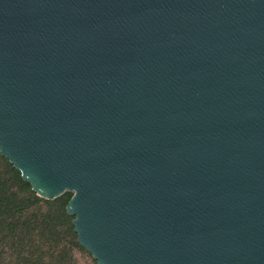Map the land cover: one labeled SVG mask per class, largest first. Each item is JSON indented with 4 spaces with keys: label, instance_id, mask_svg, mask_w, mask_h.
I'll use <instances>...</instances> for the list:
<instances>
[{
    "label": "water",
    "instance_id": "obj_1",
    "mask_svg": "<svg viewBox=\"0 0 264 264\" xmlns=\"http://www.w3.org/2000/svg\"><path fill=\"white\" fill-rule=\"evenodd\" d=\"M0 156L96 264H264V0H0Z\"/></svg>",
    "mask_w": 264,
    "mask_h": 264
},
{
    "label": "trees",
    "instance_id": "obj_2",
    "mask_svg": "<svg viewBox=\"0 0 264 264\" xmlns=\"http://www.w3.org/2000/svg\"><path fill=\"white\" fill-rule=\"evenodd\" d=\"M69 196L38 198L0 156V264H96L64 211Z\"/></svg>",
    "mask_w": 264,
    "mask_h": 264
}]
</instances>
